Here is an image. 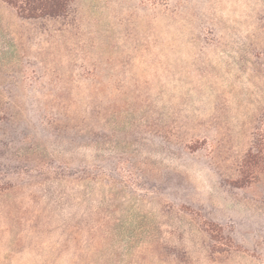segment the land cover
I'll return each instance as SVG.
<instances>
[{"label": "rangeland", "instance_id": "374dc122", "mask_svg": "<svg viewBox=\"0 0 264 264\" xmlns=\"http://www.w3.org/2000/svg\"><path fill=\"white\" fill-rule=\"evenodd\" d=\"M0 264H264V0H0Z\"/></svg>", "mask_w": 264, "mask_h": 264}, {"label": "trees", "instance_id": "16d2710c", "mask_svg": "<svg viewBox=\"0 0 264 264\" xmlns=\"http://www.w3.org/2000/svg\"><path fill=\"white\" fill-rule=\"evenodd\" d=\"M16 15L25 20L63 16L70 0H2Z\"/></svg>", "mask_w": 264, "mask_h": 264}]
</instances>
